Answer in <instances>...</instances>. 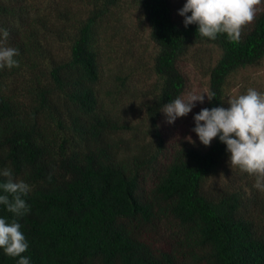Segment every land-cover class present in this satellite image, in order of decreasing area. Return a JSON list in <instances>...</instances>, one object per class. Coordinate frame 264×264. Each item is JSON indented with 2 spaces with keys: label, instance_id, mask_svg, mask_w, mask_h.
Returning <instances> with one entry per match:
<instances>
[{
  "label": "trees",
  "instance_id": "trees-1",
  "mask_svg": "<svg viewBox=\"0 0 264 264\" xmlns=\"http://www.w3.org/2000/svg\"><path fill=\"white\" fill-rule=\"evenodd\" d=\"M124 1L153 45L145 112L154 139L133 140L129 152L120 138L131 126L105 101L99 63L100 25ZM179 10L174 0H0L6 46L20 53L19 67L0 69V170L31 188L18 221L30 264H264V191L218 176L229 154L218 136L174 146L159 129L164 105L185 90L181 61L199 45L215 52V97L203 108L224 107L229 78L264 61V9L239 42L202 37ZM0 217L12 218L4 205ZM18 259L0 249V264Z\"/></svg>",
  "mask_w": 264,
  "mask_h": 264
},
{
  "label": "clouds",
  "instance_id": "clouds-1",
  "mask_svg": "<svg viewBox=\"0 0 264 264\" xmlns=\"http://www.w3.org/2000/svg\"><path fill=\"white\" fill-rule=\"evenodd\" d=\"M262 0H186L178 14L184 17V26L196 24L202 37L216 40L221 34L232 42H239L243 29L254 22L258 6ZM191 15H186V13ZM9 32L0 28V69L19 67V50L6 46ZM215 97V93L194 94L177 97L166 103L162 112L166 122L173 123L178 117L186 116L194 102H204ZM229 107L203 108L193 119L192 129L204 146L219 137L226 145L231 167L238 168L255 177L254 187L264 191V93L255 88H248L245 93L227 99ZM195 143L191 137H186ZM0 205L12 214V218L0 217V249L11 258H19L17 264H30L23 256L29 248V242L21 230L19 218L30 211L25 197L30 185L14 178L11 169L0 170Z\"/></svg>",
  "mask_w": 264,
  "mask_h": 264
},
{
  "label": "rangeland",
  "instance_id": "rangeland-1",
  "mask_svg": "<svg viewBox=\"0 0 264 264\" xmlns=\"http://www.w3.org/2000/svg\"><path fill=\"white\" fill-rule=\"evenodd\" d=\"M45 4L56 1L60 6L73 3L75 6L84 0H34ZM178 8L182 9L186 0H174ZM264 9V0L258 6V11ZM99 63L102 67L101 90L105 94V101L113 113L131 126L121 133V150L128 151L135 148L132 141L144 144L154 139L152 126L145 112L148 87L152 82L151 54L153 45L148 37L142 14L135 4L124 1L105 17L100 25ZM66 48L65 44H56L55 50L59 54ZM213 47L199 45L181 61V69L186 78V86L182 98L189 93L207 94L209 66L214 60ZM248 88H255L264 93V61L257 67H248L233 74L226 85L224 107L227 99L237 94H243ZM206 98V96H205ZM204 98V102H205ZM203 103L194 102L195 107L184 117H178L173 123L166 122L163 113L159 129L168 144L177 146L181 142H189L191 137L196 145L201 144L196 133L193 117L203 109ZM190 143V142H189ZM138 149L139 145H137ZM169 149V146L167 147ZM229 155L219 171L221 179L235 178L243 181L247 177L251 183L255 177L231 167ZM261 192V190H260Z\"/></svg>",
  "mask_w": 264,
  "mask_h": 264
}]
</instances>
